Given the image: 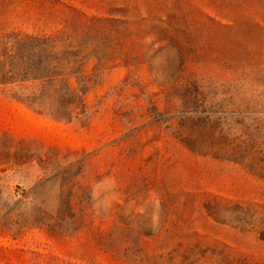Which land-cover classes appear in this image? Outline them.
I'll return each mask as SVG.
<instances>
[{
    "label": "rangeland",
    "instance_id": "rangeland-1",
    "mask_svg": "<svg viewBox=\"0 0 264 264\" xmlns=\"http://www.w3.org/2000/svg\"><path fill=\"white\" fill-rule=\"evenodd\" d=\"M221 24L197 34L198 50L187 54L207 95L192 109L181 107L174 93L162 94L147 63L134 70L121 61L106 67L85 97L86 127L38 116L2 96L25 94L29 81L22 88L8 84L15 78L0 85V264H31L35 255L110 264L104 251L118 223L150 232L164 223L179 239L264 264V241L250 229L208 219L200 205L216 197L264 215V182L236 165L197 157L171 135L180 118L194 128L207 124L214 134L264 128V20ZM154 58L158 74L173 64L170 50ZM149 101L158 112L149 111ZM57 234L61 241L48 238ZM198 264L215 263L205 257Z\"/></svg>",
    "mask_w": 264,
    "mask_h": 264
},
{
    "label": "trees",
    "instance_id": "trees-1",
    "mask_svg": "<svg viewBox=\"0 0 264 264\" xmlns=\"http://www.w3.org/2000/svg\"><path fill=\"white\" fill-rule=\"evenodd\" d=\"M0 2V85L15 78L8 84L22 88L29 81L31 86L25 94L10 91L2 96L38 116L80 127H86L91 118L84 103L86 95L115 61L128 70L147 63L151 81L162 94L174 93L181 107L192 109L198 99L207 97L203 84L189 70L187 54L198 50L193 38L210 28L224 27L221 22L236 25L264 20V0ZM147 38L151 41L145 45ZM164 50L172 51L173 64L158 74L154 57ZM91 62L94 67L87 73L85 68ZM148 104L149 111H159L156 103ZM178 121L171 135L185 150L202 159L236 165L264 182V128L242 126L214 134L207 124L194 128L191 119ZM200 205L208 219L250 229L264 241V215L254 207L216 197L206 198ZM113 231V244L104 251L110 264H198L205 257L215 264H251L241 257L237 261L230 249L217 254L214 247H203L192 238L179 239L164 223L155 232L128 223H118ZM48 238L63 239L61 234ZM98 238L104 241L103 236ZM31 264L69 263L53 255H35Z\"/></svg>",
    "mask_w": 264,
    "mask_h": 264
},
{
    "label": "built area",
    "instance_id": "built-area-1",
    "mask_svg": "<svg viewBox=\"0 0 264 264\" xmlns=\"http://www.w3.org/2000/svg\"><path fill=\"white\" fill-rule=\"evenodd\" d=\"M21 194H22V192H16V193L14 194V196L17 197V198H20V197H21Z\"/></svg>",
    "mask_w": 264,
    "mask_h": 264
}]
</instances>
